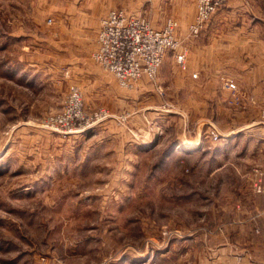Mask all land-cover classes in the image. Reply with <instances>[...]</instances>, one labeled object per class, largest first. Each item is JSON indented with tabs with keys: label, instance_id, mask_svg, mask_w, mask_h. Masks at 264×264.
<instances>
[{
	"label": "rangeland",
	"instance_id": "rangeland-1",
	"mask_svg": "<svg viewBox=\"0 0 264 264\" xmlns=\"http://www.w3.org/2000/svg\"><path fill=\"white\" fill-rule=\"evenodd\" d=\"M138 3L0 0V264H264V198L253 188L264 168V80L254 97L264 0H224L198 34H240L226 40L219 114L175 83L198 35L195 17L184 29L172 10L180 3L187 18L197 0ZM115 8L159 29L175 20L186 66L169 51L155 79L120 86L93 58ZM72 84L87 115L103 112L65 134L45 119ZM199 133L201 144L188 141Z\"/></svg>",
	"mask_w": 264,
	"mask_h": 264
},
{
	"label": "built area",
	"instance_id": "built-area-1",
	"mask_svg": "<svg viewBox=\"0 0 264 264\" xmlns=\"http://www.w3.org/2000/svg\"><path fill=\"white\" fill-rule=\"evenodd\" d=\"M224 0H197V10L189 30L198 35L205 27L211 15ZM177 22L168 19L163 28H155L144 17L130 13L125 8L109 10L101 19L97 34V48L93 54L94 60L101 67L114 75L122 87H133L142 78L153 80L169 51L175 52L176 60L186 66V51L179 49L175 37ZM197 74L194 73L195 77ZM231 90L237 89L234 80L225 81ZM82 92L78 85L69 87L66 101L62 108L45 119L48 127L62 133L78 132L92 125L94 117L100 113L87 115L84 111ZM215 139L219 133L211 131ZM253 188L264 195V168L255 169Z\"/></svg>",
	"mask_w": 264,
	"mask_h": 264
},
{
	"label": "crops",
	"instance_id": "crops-1",
	"mask_svg": "<svg viewBox=\"0 0 264 264\" xmlns=\"http://www.w3.org/2000/svg\"><path fill=\"white\" fill-rule=\"evenodd\" d=\"M172 1L173 0H152L154 6L159 11L163 10L162 6H165L168 2L171 4ZM138 2L139 5H146L145 0H138ZM176 7L177 10L173 8L172 12L177 13L176 16L180 21L182 28L185 29L195 17L196 3L192 4L190 15L187 18L183 15L184 6L178 3ZM128 11L130 13L141 16V14L133 12V10ZM183 34L184 36H186V31ZM200 35L192 37V40H189L188 44H185L188 47L189 51V55L187 56V61L189 58V62L187 65L188 70L181 76H176L177 82L175 83L177 84V86H180L181 89H186V95L188 97H191L192 104L206 105L209 104L212 100V102L217 107V114H219L220 104H224L226 95L223 84L226 65V40H229L231 37L234 38L236 35L240 36V34L235 32L219 33L218 31H206L201 33ZM169 53H172L173 58H175V54L173 51ZM194 73L197 74L195 76L196 78L193 76ZM257 78L258 79L255 85L256 87L254 97L258 100V88L260 87V83H262V81L264 80V77L258 76ZM258 104L260 107H264V99L259 100ZM213 113H215V111H213ZM200 117H203L201 119L205 118L202 115ZM201 139L203 138L199 133V135H197V140L191 141L189 139L188 141L193 143L195 142L197 145H199L201 144ZM259 194L264 198L263 194ZM200 264L208 263L205 261H201Z\"/></svg>",
	"mask_w": 264,
	"mask_h": 264
}]
</instances>
